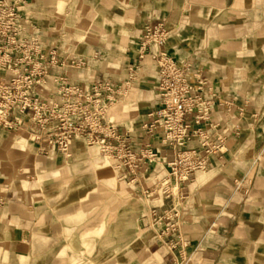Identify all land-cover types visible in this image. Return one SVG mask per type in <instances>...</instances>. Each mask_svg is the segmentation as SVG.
Masks as SVG:
<instances>
[{"label": "crops", "instance_id": "obj_1", "mask_svg": "<svg viewBox=\"0 0 264 264\" xmlns=\"http://www.w3.org/2000/svg\"><path fill=\"white\" fill-rule=\"evenodd\" d=\"M257 1L215 0V5L209 6L208 0H29L25 8L43 43L56 46L70 60L73 48L67 46V39L81 36L69 30L73 15L82 23L93 20V26L100 25L101 30L94 29L93 36L131 35L133 26L142 34L149 27L164 24L170 32L168 54L178 64L197 68L228 105L218 107L211 118L218 125L211 134L225 140V154L210 157L207 169L191 174L173 198L189 243L190 264H264V42L254 50H242V44L248 47L253 42L255 28L264 26V20L257 24L236 17L223 25L227 10H220L225 6L238 12V4ZM251 7L244 12H253ZM230 43L236 47L226 51ZM139 50L138 43L128 57L136 65L126 70L127 84L129 70L137 68V79L124 87L130 91L140 82L157 81L153 60L148 57L140 61ZM79 51L88 54L82 58L87 65L80 70L68 67L65 73L74 84L100 82L91 73L98 67L96 57L104 48L83 45ZM260 59V63L252 62ZM113 84L121 89L122 96L123 87ZM233 91H238L237 97ZM251 91L256 92L253 98ZM153 108L155 112L158 104ZM136 109L126 126H116L130 134L137 156L152 145L158 157L144 160L133 178L121 172L130 194L116 186L110 172L100 171L97 159L73 158L72 153L66 160L58 159L62 160L58 164L61 172L71 175L55 180V192H51L55 198L51 201H42L39 190L28 191L29 186L18 175L12 173L7 178L0 172L6 199L0 209L1 258L7 252L15 264H174L173 253L150 227L152 208L163 207L164 200L150 196L149 190H155L169 176L168 164L176 161V153L162 144L160 136L146 134L137 123L139 117L133 118ZM110 112L107 119L113 123ZM22 133L31 136L23 128L19 130ZM79 139L72 145L76 153L81 149ZM189 148L200 150L199 141ZM56 154L65 158L58 153L48 156ZM70 196L79 197L80 202L71 201Z\"/></svg>", "mask_w": 264, "mask_h": 264}, {"label": "built area", "instance_id": "obj_2", "mask_svg": "<svg viewBox=\"0 0 264 264\" xmlns=\"http://www.w3.org/2000/svg\"><path fill=\"white\" fill-rule=\"evenodd\" d=\"M28 3L0 0V131L28 130L42 153L65 158L71 157L75 139L88 140L124 176H137L143 161L156 160L158 155L150 145L144 155L137 156L130 134L108 121L109 107L121 89L109 81L89 86L72 83L65 70L84 69L86 60H70L60 49L45 45L26 15ZM169 34L164 24L149 27L139 43L138 59L153 60L160 92L158 109L143 129L149 136H160L162 144L176 153V161L168 164L169 176L161 180L165 204L152 208L149 219L151 229L173 253L174 264H190L189 243L173 198L191 174L207 169L210 157L225 154V140L211 134L218 127L211 118L218 107L228 105L197 68L178 64L168 54ZM136 69L129 70V86L137 79ZM194 141H199L200 150L189 148ZM160 182L149 190L150 196L157 195ZM2 190L0 184V209L6 205Z\"/></svg>", "mask_w": 264, "mask_h": 264}, {"label": "rangeland", "instance_id": "obj_3", "mask_svg": "<svg viewBox=\"0 0 264 264\" xmlns=\"http://www.w3.org/2000/svg\"><path fill=\"white\" fill-rule=\"evenodd\" d=\"M208 1L210 2L208 4L209 6L215 5L213 4L215 0ZM216 5L219 8V5ZM224 7L220 9L222 11L227 10L226 13H224L225 17L223 20L225 21H223V25H227L228 20L236 17H239V20L241 21L244 19L250 21L253 20L254 22H257V24L259 22H263L264 20V0H258L257 4L252 5L242 2L241 4H238V12L225 9ZM249 7L254 9V11H250V13L244 12L245 10L250 9ZM237 14H239V16ZM74 16L75 15L70 17L68 24L69 30L73 32L76 31V33L81 36H71L67 39V46L73 48L71 58H83L84 56H88V54L83 55V53H80V46L90 45L92 47L95 45H101L104 48V51L97 54L96 61L98 67L92 69V77L95 80L97 79V81H114L113 83H118L124 89V91H122V96L117 97L115 103L109 107V109H111L110 117L113 123L121 127L126 126L124 123L131 119L133 108H139L138 110H134L136 112H134L133 118L139 117L137 123L141 125V127H144L143 123L148 120V117L152 112L151 110H153V107H155L156 104L160 102L158 82L151 79L147 82H140L139 85H137L136 88L133 87V90L131 91L126 89V86L128 85V76L126 70L128 67H130V65H136V61H132L131 63L128 60L129 55H131L133 51H130V49L137 47L138 43H140L144 36V32L141 34L140 29L133 26L134 32L131 35L115 34L111 36H93L94 29L98 32L101 30L99 29L100 25L98 27L93 26V20L91 21L92 23H82V21H77L76 17ZM214 17L215 14L211 15L210 18L212 19ZM256 29V37L252 39L253 42L249 43L248 47H243L242 44V50H254L255 48L259 47L261 41L264 42V26L261 28L256 27L255 30ZM89 32H91L90 34H92V36L88 35ZM116 47L118 49H116ZM234 47H236V45H232L230 43L227 45V47H225V50L232 51ZM253 61L254 63L256 61L260 63L261 59L252 60V62ZM231 62L234 63V61ZM243 62L244 61H236V64H243ZM76 78L77 80L80 79L77 76ZM237 78L238 80L241 79L240 76ZM249 93H252L250 98H253V94L256 92L251 91ZM236 95H238V91H233V96L237 97ZM78 141L81 143V146L78 145L81 149L78 153H76L72 148L71 153L73 158L97 159L100 164V171L110 172L114 177L113 179L116 183V186H122V188H126L130 194L131 190L129 185L125 184L124 176L120 171L117 170L115 163L111 159L104 157V155L101 154V149L99 146L97 144H90L88 140L84 139H79ZM58 159L66 160V158H60L57 154L50 157L45 153H42L39 144H37L33 137L27 133L19 134V130L15 131L13 135L0 132V172L7 178L12 173L18 175L19 180L24 181V183L29 186L28 191L33 192L35 190H39L41 192L42 201H47V199L51 201L55 198V194L51 192H55L54 182L57 178H60L63 175L66 176V174L69 176L71 175L70 172H61V169L58 168V164L61 163L62 160L58 161ZM9 163H12L13 165L10 166ZM162 183L163 182L161 181L159 188L157 189V195H155V199H164V189L161 187ZM36 192L37 191H35V193ZM78 198L77 196H70V200L75 203L80 202V199ZM76 205L78 206L79 204ZM1 255L2 251L0 249V264L1 260H4L3 264H15L13 255L7 252L4 254V258H1Z\"/></svg>", "mask_w": 264, "mask_h": 264}]
</instances>
